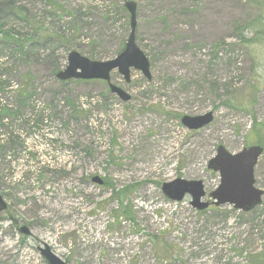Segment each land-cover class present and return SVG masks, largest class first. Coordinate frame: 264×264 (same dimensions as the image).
Masks as SVG:
<instances>
[{
  "label": "rangeland",
  "instance_id": "rangeland-1",
  "mask_svg": "<svg viewBox=\"0 0 264 264\" xmlns=\"http://www.w3.org/2000/svg\"><path fill=\"white\" fill-rule=\"evenodd\" d=\"M16 1L28 22L3 19L1 33L40 29L62 41L21 54L0 43V76L9 85L0 109H17L26 75L32 94L18 119L0 126V146L15 136L0 156V193L10 208L1 216L12 214L32 236L0 221V264H48L42 243L67 264H249L247 254L264 250V215L235 211L224 221L192 208L189 196L173 202L161 190L182 178L202 180L208 194L220 181L207 168L219 145L233 153L264 148V0H132L151 79L132 70L127 83L114 71L128 102L103 81L71 80L62 90L52 75L71 51L107 61L123 50L126 0ZM210 111L213 122L198 131L181 123ZM255 178L264 190V153ZM263 206L264 197L257 211ZM126 208L129 217L120 215Z\"/></svg>",
  "mask_w": 264,
  "mask_h": 264
},
{
  "label": "water",
  "instance_id": "water-1",
  "mask_svg": "<svg viewBox=\"0 0 264 264\" xmlns=\"http://www.w3.org/2000/svg\"><path fill=\"white\" fill-rule=\"evenodd\" d=\"M124 6L130 13L131 28L124 50L115 58L107 61H93L77 51H71L67 57L66 67L56 75L58 80H103L108 83L112 93L121 100L128 101L130 96L122 88L110 82L112 71L117 69L126 82L130 81L131 69L141 71L147 79H151L149 60L135 41L136 3L126 1ZM212 121L213 112L211 111L197 116L185 115L181 119V123L189 130L201 129ZM262 152L263 149L259 146L244 148L237 154L228 152L223 146L217 148L215 156L208 162V169L218 172L220 176L218 187L209 194L215 206L230 205L235 210L249 212L261 204L264 191L255 186L254 166ZM92 180L98 184L103 183L97 176ZM161 189L164 195L172 201H182L186 195H189L190 205L195 210L202 211L210 205L208 201L203 200L206 191L201 180L177 178L164 183ZM6 208L7 205L0 195V212ZM19 232L25 235L31 234L27 226L21 227ZM40 252L48 264H66L51 251L48 245L40 248Z\"/></svg>",
  "mask_w": 264,
  "mask_h": 264
},
{
  "label": "trees",
  "instance_id": "trees-1",
  "mask_svg": "<svg viewBox=\"0 0 264 264\" xmlns=\"http://www.w3.org/2000/svg\"><path fill=\"white\" fill-rule=\"evenodd\" d=\"M17 3L16 0H0V22L4 19H16V20H20V21H27V16L25 13V9L23 7H16L15 4ZM3 27V24L0 23V28ZM40 29H37L36 32L31 33L29 36L27 35H20V34H15L14 32H10V31H6L4 33H1L0 30V39H1V45L3 46V48H10V50H12V48L14 50H17L19 54H21L23 52V49L25 47H34L37 46L40 43V41H42V44H46L45 42L51 43L54 39L59 43H61V37L58 36V34H56L58 37L53 38L52 34L48 33L47 31H44L42 33H40ZM37 37H39V39H37V41L35 42L34 39H36ZM61 68V64H58L55 69L52 72V75L55 77L56 73L59 72ZM2 76H0V90L3 91L4 89H6L7 87H9L8 82H3L2 80ZM26 79H28L27 81H23L22 82V88L17 90L18 96L16 101L18 102L17 105V109L15 111H9L7 109H9L7 106H4L2 109H0V126H5V124L3 123V119L6 117H9L12 122L16 121L18 119V116L20 115V110L25 109L27 106L30 105V102H32V94L29 92L30 88L28 86V81H30L29 79H31L30 75H26ZM59 85L61 86L62 90L64 88V86L67 84V82H62V81H58ZM73 119H77V116H75V118ZM12 122H10L9 125H12ZM14 135H11L8 138H5L4 140L7 141L8 146H0V156L3 157H7V153H8V149H11V146L14 145ZM7 151V153H6ZM3 164V163H2ZM258 208V207H257ZM257 208L255 210H253L252 212L249 213H242L241 214L244 216L249 215H255L252 218H259L261 215H264V206L261 207L258 211ZM212 212V214H214V216H217L216 214H221V218H216V219H222L224 221L227 220V217H229L231 214H233L235 212L234 209H231L230 211H222L221 208H216V207H212L209 208L207 210L201 211L200 213H206V212ZM257 211V212H256ZM130 214L129 209L126 208L125 211L122 213L120 211V215H123L125 217H129L128 215ZM161 234V233H160ZM154 240L158 241L159 240V235H154L153 237ZM159 242V241H158ZM161 247L167 249V251L170 248L169 244L161 242ZM174 249V248H172ZM241 251H244L241 249ZM247 254V253H246ZM250 255L251 258H249V264H264V250H259L255 253H250L247 254ZM249 257V256H248Z\"/></svg>",
  "mask_w": 264,
  "mask_h": 264
},
{
  "label": "flooded vegetation",
  "instance_id": "flooded-vegetation-1",
  "mask_svg": "<svg viewBox=\"0 0 264 264\" xmlns=\"http://www.w3.org/2000/svg\"><path fill=\"white\" fill-rule=\"evenodd\" d=\"M1 178V177H0ZM3 179V178H2ZM1 194V193H0ZM2 195V194H1ZM4 201L6 202L7 204V209L5 211H3V213H10L9 211V204H8V201L6 200V197H7V194H3L2 195ZM2 213H0V221H6L8 223V226L10 225V231L12 234L13 231H16L18 235L20 236H25V235H22L19 233V229L23 226V225H26V224H23V222H19V220H17L12 214H8L7 217L4 219L2 218L1 216ZM13 229V230H12ZM8 233V232H7ZM8 235H10V233H8ZM15 235V234H14ZM32 234L30 236H27L28 238L31 237ZM43 245V244H42ZM41 248V246H37V250L40 251L39 249Z\"/></svg>",
  "mask_w": 264,
  "mask_h": 264
}]
</instances>
